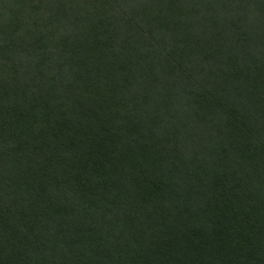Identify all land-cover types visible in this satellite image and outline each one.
Segmentation results:
<instances>
[{
	"label": "trees",
	"instance_id": "obj_1",
	"mask_svg": "<svg viewBox=\"0 0 264 264\" xmlns=\"http://www.w3.org/2000/svg\"><path fill=\"white\" fill-rule=\"evenodd\" d=\"M0 264H264V0H0Z\"/></svg>",
	"mask_w": 264,
	"mask_h": 264
}]
</instances>
